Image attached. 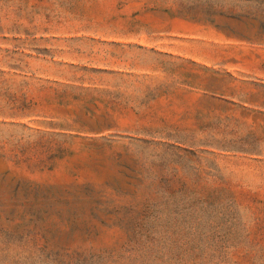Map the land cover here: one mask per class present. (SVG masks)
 Here are the masks:
<instances>
[{"label":"rangeland","instance_id":"374dc122","mask_svg":"<svg viewBox=\"0 0 264 264\" xmlns=\"http://www.w3.org/2000/svg\"><path fill=\"white\" fill-rule=\"evenodd\" d=\"M0 264H264V0H0Z\"/></svg>","mask_w":264,"mask_h":264}]
</instances>
